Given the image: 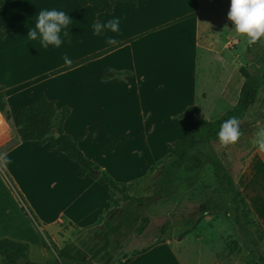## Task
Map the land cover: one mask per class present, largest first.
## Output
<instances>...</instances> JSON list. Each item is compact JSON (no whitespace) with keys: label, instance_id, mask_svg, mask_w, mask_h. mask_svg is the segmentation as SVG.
<instances>
[{"label":"rangeland","instance_id":"1","mask_svg":"<svg viewBox=\"0 0 264 264\" xmlns=\"http://www.w3.org/2000/svg\"><path fill=\"white\" fill-rule=\"evenodd\" d=\"M151 1H147V5L142 4L136 16L134 12H127L128 22L122 34H127L129 27L135 29L138 26L133 21L157 23L182 8L171 7L169 0ZM1 5L0 92L4 95L8 120L13 124L20 108L30 105L41 95L50 96V91L52 95L69 99V106L66 104L71 110L68 124L74 127V133H85L80 143L81 149L96 160V164L108 167L112 171L109 175L117 182L126 183L143 177L150 163L162 159L167 151H149L146 145L148 134L144 131L133 132V128L129 127L134 119L140 123L145 118L150 120L152 115V120L160 125L183 106L198 105L199 91L204 88L203 78L214 70L221 69L224 75L228 69L240 63L242 67L264 71V36L255 45L254 42L249 43L248 37L235 32L227 17L230 0L216 4V12L220 10L216 15V55L200 54L196 68L181 64L177 70H170V56L159 55L157 65L151 71L137 72L135 77L123 80L108 78V84L101 89L95 81L97 74L101 73L98 67L80 69L67 76H51L50 73L65 65L64 54L75 61L106 43L107 38L100 34L93 35L90 15L83 9L77 10L76 0H2ZM53 8L66 12L72 19L69 36L63 38L60 48L49 46L44 49L26 35L28 28L34 26L38 12ZM120 12H124L123 9H118L116 14ZM226 39L230 42L228 49L219 55L218 51ZM193 73L198 75V81L194 83L191 81ZM114 74L117 77L128 75L127 72ZM185 74L190 75V78ZM79 81L83 85L78 86ZM221 81L222 76H218L216 88ZM228 81L227 107L220 106L216 118L237 99L241 82L239 73ZM70 82L73 83L70 85ZM187 90L196 93V97L185 95ZM76 98L82 101L76 103ZM112 100H118V103ZM167 125L169 130L162 127L158 131L165 135L161 137H165L164 145L168 147L182 139L183 132L173 120H168ZM241 125L243 134L237 142L229 145L213 142L205 151L218 158L223 169L235 177L239 190L241 188L244 193H241L244 202L248 199L264 218V170L258 162L249 177L242 176L252 150L264 139V84ZM10 145L0 150V155H6L11 161L7 164L0 161V238L28 243V260L53 262L57 252L71 242L77 233V230L67 227L61 231L62 225L59 224L46 226L48 221L58 219L63 223L68 218L76 219L85 223L81 224L84 225L79 228L81 230L96 224V212L92 210L100 207H103L102 213L105 212L102 218H106L103 229L119 221V210L108 211L105 191L98 183H94L95 187L89 190L92 200L80 211L77 210L81 203L77 199V190L70 184L79 173L77 164L70 162L64 155L42 150L35 142H21L16 133ZM190 181H176L167 185L159 199L137 206L141 218L136 226H125L119 232L110 234V245L114 240H119L124 246L112 262L100 257L91 260V253L102 244L98 237L89 242L88 247H85V243L79 244L81 258L91 264H257L255 254L238 230L231 197L214 178L211 166L205 163L190 177ZM208 199L219 201L227 213L205 216L180 241L176 239L178 233L173 232L163 244L165 247L151 255L154 257L151 260H132L153 248L134 256L126 251L128 248L141 250L160 224L194 213L199 204ZM247 204L245 211L242 209L239 213L240 224L254 233L264 254V229Z\"/></svg>","mask_w":264,"mask_h":264},{"label":"trees","instance_id":"2","mask_svg":"<svg viewBox=\"0 0 264 264\" xmlns=\"http://www.w3.org/2000/svg\"><path fill=\"white\" fill-rule=\"evenodd\" d=\"M114 2L131 3L135 6L137 0H76L78 10L87 5L91 7L92 22L96 20L98 14L111 12ZM191 16L190 14L178 19V21ZM261 38L256 40L254 44H259ZM125 43L122 42L100 50L73 61L71 65H63L54 69L50 73L51 75H57L71 70L95 60ZM238 73L242 79V83L238 99L231 109L214 120H205L194 118L195 115L199 114L197 107H188L180 116L182 121L178 125V128L184 133L183 138L168 146L165 156L151 164L146 175L126 183L115 181L110 175L100 170L96 164L84 156L77 145V141L82 138L81 136L73 139L64 134L63 125L70 114V109L67 106L57 109L54 101L48 100L44 95H41L35 102L20 108L15 115L13 124L20 141H34L40 146L47 145L48 151L63 153L71 162L76 163L80 167V178L89 176L103 187L109 205L108 211L119 210L120 213L119 221L114 225H106L104 229L103 226H105L106 218L103 219L102 216L105 212L100 214L96 224L79 230L73 236L72 241L57 252L56 258L51 263H38L28 260V243L9 238H0L1 263L91 264L88 260L81 258L79 244L85 243V247H88L89 242L91 243L96 237L102 241V244L91 253V260L100 257L99 259H105L106 262H112L114 256L123 250L124 246L119 240H114L112 245H110L109 236L110 234L119 232L125 226L133 227L137 225L141 218V214L137 211V206L159 199L165 193L166 186L173 182L183 181L184 183H191L190 177L201 169L205 163H208L212 168L214 178L224 186L225 192L231 197V203L234 205V219L239 232L244 236L247 244L255 254L257 264H264V254L259 248L254 233L240 224L239 213L243 210L245 211L246 204L242 199L235 177L223 169L218 158L208 155L205 151L208 145L218 142L217 132L219 131L220 124L225 119L235 116L239 121L243 134L241 122L248 109L256 101L260 87L264 84V71L258 72L252 68L240 67ZM3 97V93L0 92V111L8 120ZM188 115L189 117H186ZM55 134H58V136L55 137ZM96 173H98L97 178H95ZM216 213L227 212L219 201L208 199L199 204L198 209L194 213L185 217H179L174 221L166 220L160 224L150 241L141 250H135V248L131 250L128 248L126 251L133 256L145 253L155 246L164 244L175 231L178 233L176 239L180 241L205 216ZM140 237H138V240ZM43 247H45L44 244Z\"/></svg>","mask_w":264,"mask_h":264},{"label":"crops","instance_id":"3","mask_svg":"<svg viewBox=\"0 0 264 264\" xmlns=\"http://www.w3.org/2000/svg\"><path fill=\"white\" fill-rule=\"evenodd\" d=\"M147 1H151V0H144V3H142V0H137L135 6H133L131 3L114 2L111 12L98 14L94 22H96L97 20L101 21V19H104V22H106L108 19H111L117 16L120 18L119 33H114L111 31H108L105 33L104 30H101L100 36L103 38H107L109 36L114 37L118 41L117 44H120L122 42H126V43L95 60L84 63L80 66H77L71 70L62 72L60 74H62V76H67V75L73 74L76 71H79L80 69L92 70L94 67H98L99 68L98 71L101 73L97 74L98 77L95 81H96V86L101 89L108 84L107 82L108 78L123 80L124 78L129 79V78H132L133 76L135 77L137 75V72L151 71V69H153L157 65V62L159 60V57H158L159 55H165V56L171 57L170 59H168L170 65H172V67H170V70H177L179 68L177 66H180L181 64L187 65L186 67H189V68H196V65L198 62V55L200 54L216 55V15L220 12V10L219 12L218 11L216 12V4L222 3V0H169L171 7H175L176 9L182 7L180 9L181 11L157 23L146 24L142 22V20L133 21L134 23H137L138 26L135 29H132L129 27L130 28V29L128 28L129 32L127 34H122L125 30L126 22H128L127 12H129V14L134 12L133 14L134 16L138 15L141 5L142 4L147 5L148 4ZM1 6L2 5L0 2V14L2 11ZM82 9L86 11L87 14L90 15V19H91V7L87 5L83 7ZM118 9H123L124 12H120L116 14ZM190 14L192 15L191 17L178 21V19L188 16ZM0 25H2L1 21H0ZM226 40L223 42L220 51H218L219 55H221L225 49H228V45L230 44V42ZM111 46H114V45H108L107 43H105L102 47L94 50L90 54H93L95 52H98L100 50H103ZM240 67L242 66L239 63V66L232 67L230 68V70L228 69L227 74L223 75L222 70L218 69L217 71L214 70L209 75H206V77L203 78L204 88L203 90L199 91V96L197 97L198 100H200L198 105L183 106L177 111L176 114H174V116L168 117L167 120L164 119L162 121V124L160 125H156L155 121L152 120V115H151L150 120L145 118L140 123H136L134 119L133 122L129 125V127L133 128V132L139 133L141 131H144L148 134L149 137L147 139L148 142L146 143V145L149 151H155L157 149H163V150L167 149L168 147L164 145L165 135L162 134V132H159L158 130L161 129L162 127H166V129L169 130V127L167 125L168 120L175 121V124L178 126L179 123L182 121L180 119V116L184 113V111L188 107H192V106L197 107L199 110V114L194 116L195 119L202 118L205 120H210L209 118H213V117L214 119H216V111L219 110L220 106L227 107L226 88L228 87V84H229L228 79H231L232 76L237 75ZM66 72H70V73H66ZM114 72H127L128 75L124 77H117L114 74ZM57 75H51V76H57ZM184 76H187L188 78H190V75L188 74H185ZM218 76L219 77L222 76V81L216 88V80L218 79ZM182 81L183 80H181V82ZM191 81L192 83L197 82L198 75L195 76V74L193 73L191 77ZM71 83L73 82H70V85ZM241 83H242V79L240 82V86H241ZM81 85H83V83L79 81L78 86H81ZM240 86H239V89H240ZM239 89H238V93H239ZM50 92H49L50 96H45V95L44 96L48 100L54 101L56 108H61L63 106H66V104H68L69 106V103L67 102L69 101V99H62L60 97H57L56 94L52 95ZM52 93H54V91ZM184 94L190 97L192 96L196 97V93L192 91L187 90L184 92ZM37 99H35L33 102H35ZM237 99H238V95H237ZM6 100H7V97H6ZM79 101H82V99L81 98L75 99L76 103H78ZM236 101L232 104V106L236 103ZM111 102L118 103V100H112ZM193 102H195V100ZM232 106L229 109H231ZM139 112H141V110ZM209 114L210 115L212 114V115L210 116ZM70 116H71V110H70V114L68 118L65 120L64 125H63L64 134L72 137L73 139L83 135L82 139L77 141L78 148L82 151V153L87 159H89L94 164H96L95 163L96 160L94 161L92 157H90L89 155H86V153L81 149L80 143L83 141L85 133L83 132L74 133V131L76 130L73 129L74 127L71 126V123L68 124ZM186 117H189V115ZM214 119H211V120H214ZM13 129H14V135H15L16 132H15L14 125H13ZM14 135H13L12 141H14ZM162 135H164L163 139L161 137ZM262 140L264 139L262 138L260 141ZM30 142H34V141H30ZM35 143L42 150L43 149L47 150V145L40 146L37 142ZM48 153H51V154L57 153L60 155H64L63 153H59L56 151H48ZM144 157L146 158V154L144 155ZM148 160L147 162L149 163ZM258 162L262 170H264V151H261L257 144L256 147L252 150V153L250 154V156L248 157L246 161L245 169L243 171L242 176L248 175L249 177L251 170L254 168V166L257 165ZM96 165L100 168V170L104 171L105 173L109 172L107 173L108 175L111 174L112 171L107 169L108 167L104 165H98V164ZM118 165H122V164H116L115 166H118ZM150 166H151V163H150ZM79 172H80V167H79ZM60 177H62V174ZM75 179L76 180H74L73 178L70 181V184L72 185L73 188H75V190H77V199L81 203V205L77 206V210L80 211L84 205H86L88 202L92 200L89 190L95 187L94 183H97V181L90 178L89 176H84L80 178L79 173L75 175ZM240 191L242 194H244L241 188H240ZM245 202L246 204L248 203L247 205L250 206L251 208L250 210H252V213L256 216L260 225L264 229V218L260 215V213H258V211L254 208V206L248 199H246ZM102 210H103V207H100L99 209L94 208V210H92V212L93 211L96 212L94 216H97V220L100 214H102ZM45 224L46 226L59 224L60 226L62 225L61 231H63L67 227L73 230H77L78 232L79 228H81V226H84L81 224H85V223H82L81 221H78L76 219L74 220V219L68 218L63 223H60L58 219H54V220L48 221V223H45ZM162 247H165V246L163 244L155 246L147 254L140 255L136 258H132V260H135L137 258L151 260L154 258L151 255H153V253H156Z\"/></svg>","mask_w":264,"mask_h":264},{"label":"clouds","instance_id":"4","mask_svg":"<svg viewBox=\"0 0 264 264\" xmlns=\"http://www.w3.org/2000/svg\"><path fill=\"white\" fill-rule=\"evenodd\" d=\"M2 2V0H0ZM228 19L232 22L236 33L249 38L253 43L264 36V0H230V7L227 13ZM72 19L62 11L53 9H42L38 12L34 26L28 28L27 37L37 41L39 45L48 49L49 46L60 48L64 37L69 36V25ZM93 35H99L101 30L119 33L120 18L113 17L106 22L97 20L91 25ZM117 39L107 37L108 45L117 44ZM63 63L71 65L72 59L64 54ZM242 135L238 119L233 116L223 120L217 132V139L222 145L234 144ZM259 149L264 151V140L258 142ZM0 161L7 164L11 161L6 155H0Z\"/></svg>","mask_w":264,"mask_h":264},{"label":"built area","instance_id":"5","mask_svg":"<svg viewBox=\"0 0 264 264\" xmlns=\"http://www.w3.org/2000/svg\"><path fill=\"white\" fill-rule=\"evenodd\" d=\"M14 129L9 120L0 111V150L8 148L13 140Z\"/></svg>","mask_w":264,"mask_h":264},{"label":"water","instance_id":"6","mask_svg":"<svg viewBox=\"0 0 264 264\" xmlns=\"http://www.w3.org/2000/svg\"><path fill=\"white\" fill-rule=\"evenodd\" d=\"M58 136V134H55V137H57ZM98 177V173H96L95 174V178H97Z\"/></svg>","mask_w":264,"mask_h":264}]
</instances>
